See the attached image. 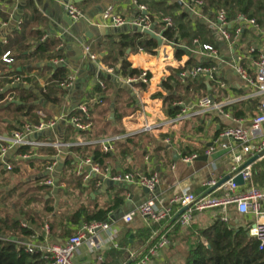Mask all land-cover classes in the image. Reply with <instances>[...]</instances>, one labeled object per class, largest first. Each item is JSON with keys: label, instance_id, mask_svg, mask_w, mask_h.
<instances>
[{"label": "crops", "instance_id": "obj_1", "mask_svg": "<svg viewBox=\"0 0 264 264\" xmlns=\"http://www.w3.org/2000/svg\"><path fill=\"white\" fill-rule=\"evenodd\" d=\"M31 1L36 20L27 26L25 32L26 44L34 45L25 54L33 52L34 32L39 31L42 33L40 40L51 38L59 41L58 47L62 48V57L49 60H36L35 57H30L28 63L23 66L19 65L18 60H14L8 66L16 67L17 71L23 70L25 74L32 76L33 80L24 81L23 84H7L0 89V93L7 92L5 99L11 100L9 97L11 86L26 88L24 90L34 94L36 99L31 102L34 109L27 117L12 119L1 114L0 135H9L26 123L37 124L42 120L56 119V125L52 129L42 131L31 138L66 144L85 141L99 143L106 138L136 131L144 125L163 124L172 118L170 116L172 107L191 108L201 97L202 92H197L198 85L191 82L189 86L187 78L183 75L197 64H214L217 79L225 83V88H220L214 80H209L205 76L199 77L200 82L206 86L205 96H210L214 101L220 102L252 94V89L233 70L232 62L236 58L241 59V64L250 73L253 72L254 57L250 56L249 48L255 47L257 51H264V33L244 29L236 45L232 46L216 36L214 19L208 15L195 16L176 0H161L166 5H179L173 15L185 12L192 26L202 24L211 30L214 39V45L211 46L217 49L218 59H210L201 53V44H197L195 40L189 43L184 38L178 44H168L164 39L161 47L156 46L153 54L140 47L134 51L128 49L123 58L132 67L141 71L146 70L149 75L145 89H141L136 81L127 84L125 80L129 77L120 74L110 75L102 70L109 67L102 63V57L108 50L107 46L113 40L117 41L119 35L112 34L114 27L102 24V13L111 6L116 14L130 21L143 14L138 7L141 5L147 8L149 15L147 4L138 3L137 0H84L79 6L83 16L77 21H72L73 25L68 27L64 21L66 0ZM27 2L28 0H0V14L4 18L0 16V19L6 22L5 26L0 27V42L6 43L12 33L21 30L22 22L31 13L27 8ZM153 17L156 22L157 19L163 18ZM119 28H123L122 33L135 32L127 24ZM155 32L160 34L158 30ZM85 46L97 55L95 61L88 58L84 51ZM176 48L183 51L180 58L175 57ZM58 60H61L59 63L66 68L71 84L60 103L52 104L45 101L37 92L38 88L45 90V86L50 82L53 67L59 64ZM187 62L190 64H186ZM97 85L101 88L106 87L105 101L102 105V108H107L106 113L92 107L100 98L96 93ZM258 102L257 98L250 97L226 107L225 114L210 112L178 124L163 125L150 133L137 134L128 143H114L103 170L106 169L112 174L132 173L140 176L156 172L160 177V184L153 193H145L133 184L119 183L122 187L110 185L109 180L102 175L92 174L86 179L85 175L90 171L89 166H82V172L78 173L79 161L84 158L69 148L57 150L53 147H43L30 150L31 156L26 159L21 157L18 148L12 149L0 159V217L6 213L10 215L17 213L10 208V202L2 203L3 197L13 188L20 184H24L21 185L24 189L36 187L46 184L45 181L51 179L53 184H46L48 186L45 191L48 194H43L42 197L41 193L37 196L40 199H50L56 212L44 216V222L54 219L58 221L61 214L79 203L97 202L100 206L111 208L105 219L109 229L96 233L99 248L92 250L87 243H82L73 256L76 264H127L130 260L134 263L162 235L167 237L169 244L152 256L149 264H184L199 236L197 230L208 226L212 222L211 219H219V210L196 214L186 229L172 224L170 220L151 222L135 216L131 222L125 223L122 217L150 198H155L156 207L159 209L166 206L169 199L182 190L202 195L208 190L206 182L210 178L219 181L227 176L232 167L237 166L233 155L241 152L240 144L224 140L230 143L231 148L222 149L214 141L228 127L240 126L249 129ZM81 105L88 109V119L83 123L90 122L91 126L88 130H82L83 133H78L70 123L69 115L78 111ZM210 148L211 151L207 154ZM100 150L102 151L101 146ZM192 155L196 158L190 162L183 161L184 157ZM242 157L241 164L252 156ZM43 161L49 163L43 164ZM5 163L10 164L12 168L7 170ZM49 167L52 169L48 170ZM14 168L17 171H14ZM70 175L73 178L77 176L81 178L83 186L81 189L73 183L66 184V178ZM118 197L123 201L119 206H114ZM41 207L42 203L38 201L32 202L29 206L34 212ZM16 217L23 225L34 231L29 237L15 238L16 243L23 246L49 247L62 244L84 223L82 221L76 224L63 223L62 225L71 231V234L65 235L61 233L58 222L55 223L53 232H50L47 223L38 226L23 216ZM228 219V223H232L231 226L245 229V223L250 220V216L239 215L230 207ZM45 226L48 227L47 231L44 229ZM98 257H102L103 261L100 262Z\"/></svg>", "mask_w": 264, "mask_h": 264}, {"label": "built area", "instance_id": "obj_2", "mask_svg": "<svg viewBox=\"0 0 264 264\" xmlns=\"http://www.w3.org/2000/svg\"><path fill=\"white\" fill-rule=\"evenodd\" d=\"M186 9L193 13L195 16H205L203 12L202 0H176ZM143 14L133 20H126L114 12V8L109 6L102 13V24L109 27L119 28L124 25H130L131 27L151 28L152 23L147 13V8L143 5L138 6ZM65 13L70 20L77 21L83 13L77 6L75 0H66L64 4ZM157 22H162L165 27L171 26L170 17H163L157 19ZM6 22L0 19V27L5 26ZM216 36L220 39L235 46L239 40V37L244 29H252L254 32L264 33L258 23L254 19H247L244 17H238L236 22H230L227 20L224 11H218L215 13L213 20ZM159 34V33H157ZM164 40V38H163ZM5 42V41H4ZM196 42V41H194ZM174 44V43H172ZM84 51L88 58L92 61L97 59V55L92 53L88 46L84 47ZM201 53L206 54L210 59H218V51L211 45L204 44L201 46ZM250 56H253L252 66L253 72H249L242 64L241 59L236 58L232 62V68L235 73L245 82V84L252 89V94L249 96H242L238 98H228L224 101L216 102L210 96L200 97L196 104L191 108L182 107L180 111L167 122L158 125H144L138 130L133 132H127L122 135H118L112 138H106L99 141L102 151L110 152L113 149L115 141L123 139L130 135H139L143 133H150L155 128H160L163 125H174L182 121L189 120L194 117L202 116L210 112H217L225 114V108L229 107L237 102L245 101L250 97L257 98L259 100L256 113L251 121L249 129L243 127H228L220 133L215 139L214 143L219 144L222 149H230V143H226L224 140L231 142H237L240 144L241 152L233 155V160L237 163V166L232 167V171L239 167V164L243 161V155H249V157L258 153L264 148V51H257L255 47L249 48ZM1 61L5 64L11 65L14 59L9 50L3 52L0 57ZM61 60H58V63ZM59 63V64H60ZM106 73L110 75H117L116 71L112 67H104ZM186 78H196L205 76L209 80H214L220 88H225V83L218 80L216 77V66L213 64L205 66H196L187 70L184 74ZM70 78L67 81L61 82L60 86L64 89L69 88ZM140 82L147 84L149 81L148 72L143 70L138 78H128L125 80L127 84H133L134 82ZM11 84H23L25 83L21 77L14 76L11 78ZM78 111L88 119V109L85 105L78 107ZM70 123L74 125L77 130H88L91 126L90 122L83 123L77 117L69 119ZM56 125V119L42 120L37 124L26 123L22 128L13 131L9 135H0V159H3L5 155L12 149L28 148L35 150L43 147H53L57 150L67 149L75 145L88 144L89 142H79L76 144H66L62 142L51 141H38L31 137L39 134L42 131L52 129ZM211 151L208 149L207 154ZM30 152L21 154L22 158H29ZM196 156L192 155L184 157V162H190L195 159ZM82 166H89L90 171L85 175L88 179L93 175H102L107 180L115 183H127L133 184L138 187H144L153 193L157 190L160 184V177L158 173L154 172L149 175H135L132 173H110L108 170H103L98 164L93 163L91 158H84L79 161L78 173H81ZM7 170L12 167L10 164L5 163ZM250 166L245 167L239 173L242 176L243 185H236L232 178L228 179L225 183L221 184L217 189L212 191L206 196L200 197L190 191L182 190L179 194L171 197L168 204L162 208L156 207L155 198H150L145 202L138 205L134 210L125 214L122 219L123 222L129 223L135 216H140L145 220L151 222H158L162 220H173L172 224L179 226L182 229L189 228L194 217L198 213L206 212L209 210H219V219L222 222H229L228 210L233 207L237 214L243 216H250V220L245 223V231L250 238H253L259 251H264V187L257 186L252 182V175ZM49 167L48 170H51ZM218 180L210 178L206 182V187L209 189L216 185ZM46 184L52 185L53 181L47 179ZM219 192V193H216ZM46 231L48 227L44 228ZM109 229V224L106 221L89 223H82L79 228L69 236L66 241L59 245H51L49 247L42 246H24L25 250L29 253L38 250L45 254L49 259L48 264H76L73 260V256L77 248L82 243H87L90 249L97 250L99 248L96 233L100 230ZM98 230V231H97ZM169 241L166 236L162 235L158 241L148 250L147 254L137 258L133 264H149L150 258L155 256L157 252L166 247ZM100 262L103 261L102 257H98Z\"/></svg>", "mask_w": 264, "mask_h": 264}, {"label": "trees", "instance_id": "obj_3", "mask_svg": "<svg viewBox=\"0 0 264 264\" xmlns=\"http://www.w3.org/2000/svg\"><path fill=\"white\" fill-rule=\"evenodd\" d=\"M82 0L81 2H83ZM138 3H144L148 5L149 18L155 31H160L162 37L168 44H178L183 38L189 43L193 40L197 44L214 45V39L211 30L202 24L192 26L188 20L187 14L181 12L178 15H173L175 10H178L179 5H166L161 0H137ZM203 12L211 19H214L215 13L218 11H224L227 20L230 22H236L238 17H244L247 19H254L258 25L264 29V0H202ZM80 2L77 6H80ZM27 8L31 10L22 22L21 30L12 33L6 43L0 42V57L6 50L11 52L14 60H18L20 66L28 63L30 57H35L36 60H49L62 57V48L58 47L59 41L56 39L46 38L41 39L42 33L39 31L35 34V47L33 52L26 55L25 52L29 51L34 44H26L27 36L25 29L27 26L36 20L35 12L32 7V1L28 0L26 3ZM171 17V26L165 27L161 22H156L153 16H168ZM1 16V14H0ZM2 17V16H1ZM3 18V17H2ZM4 19V18H3ZM104 46V44H98ZM157 44L156 41L149 36L141 32L120 33L118 40H113L108 44L104 56L102 57V63L105 66H109L115 69L117 74L123 77L138 78L141 70L134 68L131 64L124 59L126 50H132L140 47L146 52L153 54ZM100 51V50H99ZM101 51H103L101 49ZM100 51V52H101ZM183 51L176 48L175 57L180 58ZM186 64H190L187 62ZM211 64H201L196 66H205ZM0 59V89H3L7 84H10L11 78L19 76L23 81L33 80L32 76L25 74L23 70L17 71L16 67H8ZM193 67V66H192ZM191 68V67H190ZM149 77V75H148ZM68 75L66 68L61 66L53 67V73L50 78V82L45 86V90L38 88V95L45 101L52 104H59L62 97L66 93V89L60 86L61 82L67 81ZM189 86L192 82L198 85L197 92H202V96H205L206 86L200 82L199 77L187 78ZM138 86L141 89H145L146 84L138 82ZM166 85H164L165 87ZM96 93L100 96L97 103L93 104V109H100L103 113H106L107 108H102L105 101L104 92L106 87H100L97 85ZM167 88V87H165ZM20 89V87L11 86L9 91V97L11 100H6V91L0 93V117L1 114H5L12 119H22L27 117L34 109L31 102L36 99V96L28 91ZM19 96V98H17ZM7 101V102H6ZM16 101V103L14 102ZM180 111L179 107H172L170 110V116L174 117ZM2 112V113H1ZM77 117L81 122L86 121V117L81 115L79 111L73 112L69 115V119ZM78 133H83L82 130H77ZM141 135V134H140ZM137 135H130L123 139L117 140L115 144H121L130 142ZM70 151L79 155L82 158L90 157L93 163L98 164L102 169L105 168V161L110 158V152H104L100 150V144L98 142L75 145L69 148ZM18 151L23 153L30 152L28 148H18ZM264 157L250 167L252 179L253 177L259 180H264ZM43 164L49 163V161H43ZM262 163V165H261ZM261 165V166H260ZM261 167V170L260 168ZM256 168V169H255ZM14 171H17L14 168ZM67 176V175H66ZM65 177V176H64ZM43 179V177H40ZM74 184L77 188H82V180L80 177L73 178L71 175L66 178V184ZM16 186V188L2 199V203L10 202L11 209L17 211L16 215L4 214L0 217V264H48L49 259L41 251L35 250L31 253L27 252L23 245L16 243L15 238L29 237L34 234V231L23 225L21 220L16 216H23L26 220H30L33 224L38 226L48 224L50 232H53L55 223L58 225L62 234H71V231L63 226V223L76 224L79 221L82 222H102L105 221L110 207L100 206L97 202H90L87 204L79 203L73 209L61 214L58 221L54 219L52 221L46 220L44 222V216L47 214H56L54 207L51 205L50 199L37 198L42 193L48 194L46 190V184H42L36 187L22 188ZM38 201L42 203L40 210L36 212L30 210L29 206L32 202ZM122 198L115 199V205L119 206L122 203ZM34 210V209H33ZM30 214V215H29ZM43 216V217H42ZM41 224V225H40ZM198 238L194 242L190 255L184 264H264V251H259L257 243L253 238H250L244 228L233 227L228 222H222L220 219H213V221L204 228H199ZM55 233V232H54ZM148 252V251H147ZM143 252L139 257L147 254Z\"/></svg>", "mask_w": 264, "mask_h": 264}, {"label": "water", "instance_id": "obj_4", "mask_svg": "<svg viewBox=\"0 0 264 264\" xmlns=\"http://www.w3.org/2000/svg\"><path fill=\"white\" fill-rule=\"evenodd\" d=\"M82 0H75L76 3L81 2ZM64 21L67 24L68 27H71L73 25L72 20H70V18L68 17L67 14H65L64 16ZM134 31L136 32H141L147 36H149L150 38L154 39L156 41L157 47L160 48L161 45L163 44V37L161 34H157L153 27L151 28H140V27H132ZM123 28H113L112 29V34L113 35H117L122 33ZM105 35H109V34H105ZM102 55V54H101ZM58 66H61V64H58ZM262 157H264V148L259 151L258 153L254 154L251 158H249L245 163L241 164L239 167H237L236 170L230 172L227 176H225L224 178H222L221 180H219L215 186L209 188L204 194H202L200 197L206 196L209 193H211L212 191H214L215 189H217L221 184L225 183L228 179L232 178V181L240 186L243 185V180H242V176L239 173V171H241L242 169H244L247 166L252 165L253 163H255L256 161H258L259 159H261ZM109 184L110 185H117L122 187V185H120L119 183H115L109 180ZM141 191L145 192V193H149V190L147 188L144 187H139ZM174 220V219H173ZM173 220H171L170 222L172 223ZM230 225L232 224L231 222L229 223ZM245 230V229H244ZM98 231V230H97ZM133 263V260H130L127 264H131Z\"/></svg>", "mask_w": 264, "mask_h": 264}, {"label": "rangeland", "instance_id": "obj_5", "mask_svg": "<svg viewBox=\"0 0 264 264\" xmlns=\"http://www.w3.org/2000/svg\"><path fill=\"white\" fill-rule=\"evenodd\" d=\"M262 163H264V161H263ZM262 163H261V165H262ZM261 165H260V166H261ZM259 168H260V170H261V167H259ZM255 169H256V168H255ZM252 182H253V184H255V185H257V186L264 187V180H263V181H259L257 178H256V180H255V178L253 177ZM211 220L213 221V219H211Z\"/></svg>", "mask_w": 264, "mask_h": 264}]
</instances>
